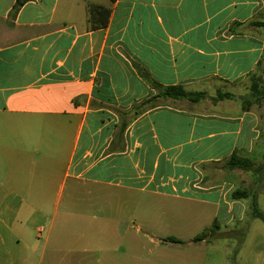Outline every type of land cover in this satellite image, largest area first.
I'll use <instances>...</instances> for the list:
<instances>
[{"label":"crops","instance_id":"1","mask_svg":"<svg viewBox=\"0 0 264 264\" xmlns=\"http://www.w3.org/2000/svg\"><path fill=\"white\" fill-rule=\"evenodd\" d=\"M16 3L0 0V147L29 153L32 172L28 187L21 176L1 185L0 197L20 204L0 205V264H30L22 245L38 252L28 244L30 215L43 210L26 198L46 197L47 182L58 183V197L69 187L70 198L126 191L176 200L200 224L211 219L203 232L233 225L225 246L235 261L252 215L249 200L232 193L255 179L224 165L235 153L264 161V105L245 106L252 77L264 81V0H29L15 14ZM176 86L203 96L161 92ZM41 164L48 169L38 176ZM60 228L68 232L55 234L49 257L56 222L32 264H121L88 247L72 250L83 257L64 255L66 241L86 234ZM245 263L264 264V239Z\"/></svg>","mask_w":264,"mask_h":264},{"label":"rangeland","instance_id":"2","mask_svg":"<svg viewBox=\"0 0 264 264\" xmlns=\"http://www.w3.org/2000/svg\"><path fill=\"white\" fill-rule=\"evenodd\" d=\"M32 157L29 153L7 150L0 147V190L1 185L10 186L16 182V177L21 176L22 185L29 186L31 177ZM260 159L256 163H262ZM45 165L38 166L35 173L41 176ZM55 170V167H54ZM250 178L255 179L251 173L239 171ZM251 186L250 182L248 183ZM24 186V187H25ZM46 197L26 198L27 203H34L39 206L43 213L30 215L34 223L30 224L32 247L39 244L36 254L26 250L25 245L20 246L24 253H29L30 264L38 261L45 240L56 222L57 230L53 229V236L47 247V258L53 248L56 247V236L59 232H68L60 228L63 224H74L78 235L85 233L79 242L66 241L62 247L64 255L72 257L85 256L77 248L88 247L93 257H116L121 264H135L139 259H153L161 264H197L198 258L204 259V264H246L245 257L249 248L258 239H264V222L248 215L245 232L241 239L244 245L238 253V258L233 261L226 256L225 243L230 242L234 236H230L236 229L233 225L222 226L219 234H210L209 244L191 246L189 242L205 228L211 226L209 222L200 224L198 214L193 210L182 211L181 203L171 199L135 197L132 192L121 191L120 197H97L96 193L91 196L81 194L77 198H70V188L61 197H58V183L47 182L45 185ZM1 193V192H0ZM17 207L20 204L19 198L0 197V205ZM73 210L71 207H73ZM72 205V206H71ZM263 208V207H261ZM264 210V208L262 209ZM235 226V225H234ZM38 228H44V233L38 237ZM208 230V229H207ZM174 236L181 243L164 241ZM81 237V236H79ZM216 243V244H215ZM211 244V245H210ZM215 244V245H214ZM74 253V254H73ZM69 264V259L65 261ZM94 264V263H93ZM103 264H108L107 262Z\"/></svg>","mask_w":264,"mask_h":264},{"label":"trees","instance_id":"3","mask_svg":"<svg viewBox=\"0 0 264 264\" xmlns=\"http://www.w3.org/2000/svg\"><path fill=\"white\" fill-rule=\"evenodd\" d=\"M29 0H17V3L14 7V13H18L21 7L26 4ZM97 9L95 6L89 7V14L92 15L93 11ZM106 23H103L105 25ZM147 81H150L148 74L142 73ZM165 94L172 95L175 97H184L190 98L192 95H197L199 97L203 96V93L194 94L187 92L183 87H168L162 88V91ZM230 96L229 94H220L221 98ZM264 105V81L261 77L254 76L251 79L250 85V97L245 101V106L251 108L253 105ZM225 168L234 171L241 170L243 172L251 173L255 177V185L251 189H237L232 193L233 200H249L251 215L255 219H259L264 222V212L259 206V194L264 190V161L260 164H256L251 158L240 156L238 153L233 154L225 161ZM215 226L213 228L202 232L198 235L194 242H200L205 240L210 236L211 232H214ZM167 241L172 243H181V241L175 238H169Z\"/></svg>","mask_w":264,"mask_h":264},{"label":"built area","instance_id":"4","mask_svg":"<svg viewBox=\"0 0 264 264\" xmlns=\"http://www.w3.org/2000/svg\"><path fill=\"white\" fill-rule=\"evenodd\" d=\"M42 231H43V229H40V230H39V232H42Z\"/></svg>","mask_w":264,"mask_h":264}]
</instances>
